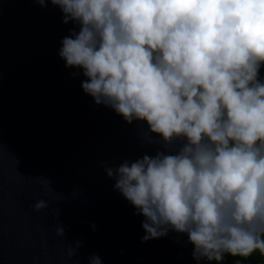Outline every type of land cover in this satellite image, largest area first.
<instances>
[{"label": "clouds", "instance_id": "obj_1", "mask_svg": "<svg viewBox=\"0 0 264 264\" xmlns=\"http://www.w3.org/2000/svg\"><path fill=\"white\" fill-rule=\"evenodd\" d=\"M52 4L64 23L79 25L59 55L84 70L85 93L128 123L146 121L165 146L187 140L175 154L158 150L118 168L104 165L114 188L145 217L141 241L187 233L198 264L225 253L264 255V0ZM34 207L49 204L41 199ZM64 233L57 226L56 235ZM90 264L102 260L93 254Z\"/></svg>", "mask_w": 264, "mask_h": 264}, {"label": "water", "instance_id": "obj_2", "mask_svg": "<svg viewBox=\"0 0 264 264\" xmlns=\"http://www.w3.org/2000/svg\"><path fill=\"white\" fill-rule=\"evenodd\" d=\"M46 2L0 0V264H198L187 233L141 241L145 217L104 166L175 154L186 138L165 146L146 121L97 105L84 70L59 55L79 25ZM41 199L49 208L37 211Z\"/></svg>", "mask_w": 264, "mask_h": 264}, {"label": "trees", "instance_id": "obj_3", "mask_svg": "<svg viewBox=\"0 0 264 264\" xmlns=\"http://www.w3.org/2000/svg\"><path fill=\"white\" fill-rule=\"evenodd\" d=\"M258 79L264 82V63L261 64ZM241 261V264H264V255L259 252L253 253L249 257L232 256L227 259V264H236V261Z\"/></svg>", "mask_w": 264, "mask_h": 264}, {"label": "built area", "instance_id": "obj_4", "mask_svg": "<svg viewBox=\"0 0 264 264\" xmlns=\"http://www.w3.org/2000/svg\"><path fill=\"white\" fill-rule=\"evenodd\" d=\"M230 257L229 253L224 254V258L221 261H209L207 258L202 259L201 264H227V259Z\"/></svg>", "mask_w": 264, "mask_h": 264}]
</instances>
